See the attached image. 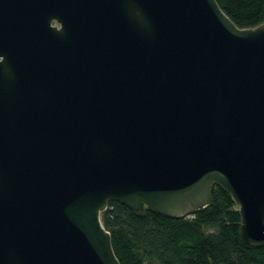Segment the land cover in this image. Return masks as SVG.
Segmentation results:
<instances>
[{"label": "water", "instance_id": "95a60500", "mask_svg": "<svg viewBox=\"0 0 264 264\" xmlns=\"http://www.w3.org/2000/svg\"><path fill=\"white\" fill-rule=\"evenodd\" d=\"M214 183L264 244V21L216 0H0V264H121L109 199L180 217Z\"/></svg>", "mask_w": 264, "mask_h": 264}, {"label": "trees", "instance_id": "16d2710c", "mask_svg": "<svg viewBox=\"0 0 264 264\" xmlns=\"http://www.w3.org/2000/svg\"><path fill=\"white\" fill-rule=\"evenodd\" d=\"M232 22L254 27L264 21V0H216ZM209 203L171 217L145 208L136 213L109 199L100 219L121 264H264V244L247 245L231 195L212 184Z\"/></svg>", "mask_w": 264, "mask_h": 264}]
</instances>
